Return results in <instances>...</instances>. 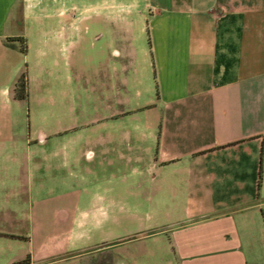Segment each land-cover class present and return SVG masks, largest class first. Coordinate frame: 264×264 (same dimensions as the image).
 <instances>
[{
    "label": "crops",
    "instance_id": "obj_1",
    "mask_svg": "<svg viewBox=\"0 0 264 264\" xmlns=\"http://www.w3.org/2000/svg\"><path fill=\"white\" fill-rule=\"evenodd\" d=\"M42 1L0 0L1 236L27 242L29 264L62 251L100 253L82 264H264V0H102L84 8L96 12L90 19L72 15L67 0H48L57 18L46 21L36 14ZM21 37L38 41L36 57L5 42ZM43 69L59 83L81 81L80 107L95 81L98 99L118 108L103 119H152L115 134L123 142L112 159L83 168L94 153L72 144L84 136L78 120L35 137L17 129L24 100L15 84L27 70L29 99L38 101ZM49 88L47 98L74 97ZM132 158L135 178L120 168ZM74 180L95 185L84 194ZM46 181L62 189L48 191ZM149 185L157 191L142 194ZM128 186L139 192L122 195ZM142 199L163 203L162 224L121 233ZM52 207L54 216L40 213Z\"/></svg>",
    "mask_w": 264,
    "mask_h": 264
},
{
    "label": "rangeland",
    "instance_id": "obj_2",
    "mask_svg": "<svg viewBox=\"0 0 264 264\" xmlns=\"http://www.w3.org/2000/svg\"><path fill=\"white\" fill-rule=\"evenodd\" d=\"M102 0H67L68 5L72 6L71 12L72 15L78 18H96V12H90L89 14H84V8L86 6H96L101 3ZM124 4H130L132 0H121ZM51 1L43 0L41 2V5L36 10V14L38 15V18H41L42 21H46L48 19H56L57 17L53 16L54 13V5L53 7L49 5ZM142 6H144V1H141ZM76 5V6H75ZM127 18H130L129 14L127 16H124ZM31 20V19H30ZM29 20L27 19L26 22ZM95 34V33H93ZM48 34L44 31H41V36H47ZM28 38V37H27ZM26 38V44L27 47H30V58L36 57L37 51H39V44H37L36 40H32V37L30 40ZM146 38V37H145ZM34 41L36 43H34ZM42 46V43L40 44ZM91 47V46H90ZM59 68V65L57 64L55 66V69ZM45 70H40L39 72L41 75L39 76V82L37 84V89L34 90L33 93H37L38 95V101H33L29 99L24 100V106L20 114L17 118V129L25 130L27 133L30 134L29 137H35L34 132L38 131H57L61 128H64L65 126L69 127L72 124H75V121H79V125L81 126L80 130L84 133V136H81L80 138H73L72 144L73 146H81L85 149H89L94 154L92 156L87 155L82 161L79 162V164H82L84 166L83 168H89L93 169L97 165H99L102 160L105 157H108L110 159L113 158L114 152L113 150L117 147L116 143L123 142V140H120L118 138H115V134L119 132H123L126 130H133L135 127H144L148 124V121L152 119V115L147 112L138 113L136 115L128 116L125 118H116V119H103L102 117L108 113V111L111 109L103 104L102 101H100L97 97V91L93 88L95 85V81L89 82V94H88V102L83 101V107H80V97H79V86L81 85V81L78 79H72L71 81L66 80L64 83H59V79L56 81V76L49 75L46 73ZM57 75V74H56ZM50 76V77H49ZM50 78V79H49ZM53 80V82L46 84L47 81ZM43 81V82H42ZM57 82L59 84H57ZM51 84V88H49V85ZM84 84V83H83ZM48 88L52 90L54 93H58L61 91H69L72 97L71 101L61 99L59 96L53 95L51 98L46 97V93L48 92ZM29 93V88H28ZM78 94V98H77ZM76 96V98H75ZM46 97V98H45ZM21 100V99H20ZM150 101V95L149 92H146L144 90V96L142 98L143 103H147ZM118 109L116 107H113L112 109ZM111 109V110H112ZM81 110L83 111V116H81ZM79 118H78V117ZM32 135V136H31ZM54 138V137H52ZM31 144H35L36 140L35 138H29ZM105 149V150H103ZM104 152L110 153L109 156L105 155ZM42 157H44L42 155ZM60 157L57 156L56 158L52 159L51 162H54L55 164H58L60 161ZM136 158H132L129 161H124L121 163V174L124 175L127 174L129 178H135L133 174H131V165L136 163ZM117 164V162H116ZM115 169L117 168V165H114ZM113 171L112 164H109V167H106V173L111 174ZM64 174V169L59 170L57 169L55 171L56 178H59L60 175ZM95 175H97V172L95 173H87L86 176H88V179L92 181L94 179ZM84 183L81 181H73L72 182V190H81L82 193L85 194V188L94 186L95 183L92 182ZM56 183V182H55ZM57 184H59L57 182ZM46 190L48 191H59L62 188L52 186L53 183L50 185L49 182L46 181ZM134 187H122L121 188V194L122 195H129L131 193L135 192ZM151 190H156L157 188L152 186H143L141 189V193L144 194L145 192H149ZM158 190V194H160ZM139 192V190H138ZM139 193V194H141ZM63 204H56V208L59 209L62 207ZM138 206V213L136 216H133L131 218H122L120 223V231L123 233L124 231H137L140 229H145L148 226H160L162 224V214H161V207L163 206V203H161L160 200L154 201L152 204H150L147 200L142 199L141 203H136ZM171 205V204H170ZM23 206L25 208H28V203L24 202ZM53 208V207H52ZM40 212L44 217H52L54 216L56 209L54 208L51 210L52 212H48L47 209L41 210ZM25 229H29V221L26 220ZM85 238L93 239V241H99L101 238L100 235H91V236H84ZM80 241H82L80 239ZM30 252V245L25 241H9L6 240L1 236L0 233V264H12L11 259H26L27 255ZM74 253V251H62L58 252L56 254L47 255L44 258H41L40 260L36 261L34 264H82L85 260H93L98 258L100 253L96 252H90V255L86 257H77L72 258L71 255ZM22 261V260H21Z\"/></svg>",
    "mask_w": 264,
    "mask_h": 264
},
{
    "label": "trees",
    "instance_id": "obj_3",
    "mask_svg": "<svg viewBox=\"0 0 264 264\" xmlns=\"http://www.w3.org/2000/svg\"><path fill=\"white\" fill-rule=\"evenodd\" d=\"M14 41H19L21 44V50L26 52L27 51V44H26V39L25 38H8L5 42L7 45L11 47H15ZM28 88H29V75L28 71L24 70L22 74L19 76L16 84H15V94L16 97L21 99V100H27L28 99ZM261 177L262 174L260 175V182L259 185L261 184ZM21 264H29L30 263V258L27 257L26 259L18 262ZM16 264V263H15Z\"/></svg>",
    "mask_w": 264,
    "mask_h": 264
}]
</instances>
